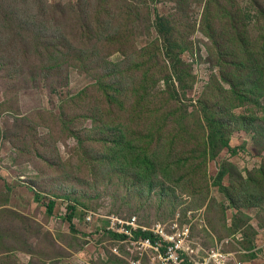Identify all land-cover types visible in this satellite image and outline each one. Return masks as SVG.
<instances>
[{"label": "rangeland", "instance_id": "rangeland-1", "mask_svg": "<svg viewBox=\"0 0 264 264\" xmlns=\"http://www.w3.org/2000/svg\"><path fill=\"white\" fill-rule=\"evenodd\" d=\"M207 1L101 0L98 7L99 0H0V264H148L128 245L113 254L110 247L124 239H106V222L98 219L84 225L89 213L136 217L147 228L188 226L200 257L216 248L224 264H264V132H257L264 129V96L244 103L227 97L240 73L225 60L244 56L230 22L228 34L211 43ZM232 1L244 12L264 4ZM83 5L87 16H80ZM157 13L173 17L178 40L189 47L182 54L196 81L184 95L189 110L206 94L240 122L215 157L202 144L208 129L201 113L189 111L181 129L169 105H159L162 124L130 111L132 84L139 86L153 60L144 47L158 38L150 27ZM218 19L216 27L228 21ZM259 26L250 25L251 40ZM43 34L65 64L43 69L34 83L12 77L27 69L19 67L27 62L21 48ZM28 49L35 58L34 46ZM251 117L256 127L245 124Z\"/></svg>", "mask_w": 264, "mask_h": 264}, {"label": "trees", "instance_id": "trees-1", "mask_svg": "<svg viewBox=\"0 0 264 264\" xmlns=\"http://www.w3.org/2000/svg\"><path fill=\"white\" fill-rule=\"evenodd\" d=\"M100 1L101 0H99V4L96 6L101 7ZM145 4H147V2H145ZM85 8L86 5H83L80 9V16L86 15V12L88 14L90 13V9ZM138 9L136 10L137 18L141 16V14L138 13ZM247 9L248 11L244 12L242 8L236 7L232 0H208L206 2L207 16L205 18L210 30L211 43H215L218 37L228 34L227 23L229 22L231 28L235 30L236 41L239 39L244 57L240 60L232 59L230 61H225L234 65L235 70L240 73V81L233 84L231 90L228 89L227 97L233 95L235 99L242 101L240 103L253 102L254 100L259 101L258 97L264 96V4L255 2V4L249 6ZM8 10L10 13L11 9ZM146 12L148 14L151 12L150 7H147ZM92 14L98 18L101 12L92 8L91 15ZM221 16L228 18V21L221 24L220 27H216V22L219 20L218 17ZM101 23V21H97L95 26L99 28ZM173 23L174 19L170 14L157 13L156 20L150 25V27L155 25L158 38L146 45L144 51L152 50L154 53L152 56L153 60L151 62L148 61L150 67L147 69L144 80L139 86L132 84V87L135 86L137 90L134 91L136 97L135 104L130 111H140L142 114L145 113L149 120L150 115H155L156 122L162 124L158 114L160 112L159 105L160 107L169 105L171 107V113H169V115L173 118L172 122L177 123L179 127L182 125L181 129L184 128L182 122L190 116V112L201 113L204 126L205 128L207 126L208 129L202 144L207 146L205 152L208 150L211 152V156L215 157L224 148H229L230 134H232L234 125L237 127L240 122L237 121L235 124L232 118L228 119L226 113L220 108L218 103L214 104L206 99V94H202L196 102L192 101L190 104L192 110H189L188 105L184 102V95L187 90L194 88L196 81H194L193 76L188 74L183 68L186 62L182 54L189 47L184 46V44H181L178 40L177 28H174ZM253 23H258L260 26L259 34L251 40L248 29ZM61 37L65 38L64 35ZM122 39L125 42H129L131 40V31L126 33ZM190 44L192 45V43ZM29 45L34 46L33 51L35 53V58H29L28 56ZM20 54L22 56V61L27 62L23 63L25 66H22L20 65V61H18V65L24 69L27 68L25 69L26 72L24 71L20 74L22 70L18 68V71L11 76L17 77L19 75H26L24 78L26 80L29 78V81L32 83L40 79V73L43 69H49L50 66L57 68L65 64L64 61L60 62V60H63L61 49L57 44L52 43V38L44 34L36 40H27V46L21 48ZM53 55L57 57L56 60L52 58ZM44 57L46 58L47 65L42 64V59ZM223 57H226V54H224ZM11 63L16 64L17 61ZM153 70H155L154 73H152ZM154 80L156 81L154 82ZM161 81L164 83V88H157L156 84ZM105 94L109 95L107 91ZM119 103L121 104V102ZM128 113L130 112L128 111ZM248 120L249 122H245V124L249 123L250 126L256 127L254 118L251 117L248 118ZM200 127L203 128V125L200 124ZM257 132L263 133L264 129L257 128ZM80 143H82V140H80ZM121 143L122 142L115 141V144L118 146H121ZM53 207L54 202H50L47 205V213L49 215L52 213ZM70 209L73 210L72 207ZM68 217H72V215ZM105 234L107 236L106 239L110 238V236L115 240L125 239V236L118 233L110 232ZM144 235L150 237V235Z\"/></svg>", "mask_w": 264, "mask_h": 264}, {"label": "built area", "instance_id": "built-area-1", "mask_svg": "<svg viewBox=\"0 0 264 264\" xmlns=\"http://www.w3.org/2000/svg\"><path fill=\"white\" fill-rule=\"evenodd\" d=\"M93 219L106 222V227L100 228V234L114 232L125 236V239L117 243L114 248L110 247V251L115 255L120 254L122 246L128 245L132 247L133 258L140 256L141 260L143 257H148V264H224V255L216 248L204 251L205 256L200 257V250L194 247L196 243L188 226L183 229L177 224L170 227L155 225L147 228L139 225L136 217L123 219L114 216H97L92 213L85 217L83 224L89 226ZM141 263L143 264V261L138 260V264Z\"/></svg>", "mask_w": 264, "mask_h": 264}, {"label": "flooded vegetation", "instance_id": "flooded-vegetation-1", "mask_svg": "<svg viewBox=\"0 0 264 264\" xmlns=\"http://www.w3.org/2000/svg\"><path fill=\"white\" fill-rule=\"evenodd\" d=\"M123 247H125V246H123Z\"/></svg>", "mask_w": 264, "mask_h": 264}]
</instances>
